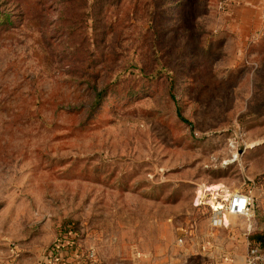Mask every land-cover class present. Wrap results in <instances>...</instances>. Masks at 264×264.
<instances>
[{"label": "rangeland", "instance_id": "obj_1", "mask_svg": "<svg viewBox=\"0 0 264 264\" xmlns=\"http://www.w3.org/2000/svg\"><path fill=\"white\" fill-rule=\"evenodd\" d=\"M0 18V264H46L61 234L70 263L170 264L233 192L264 222V0H0Z\"/></svg>", "mask_w": 264, "mask_h": 264}, {"label": "crops", "instance_id": "obj_2", "mask_svg": "<svg viewBox=\"0 0 264 264\" xmlns=\"http://www.w3.org/2000/svg\"><path fill=\"white\" fill-rule=\"evenodd\" d=\"M216 217H222L225 225L212 226L211 221ZM208 220L204 224L206 227L203 226L205 228L203 231L201 229L199 231L194 223L189 228L186 227L185 230H182L188 239L186 244L179 248L181 251L178 254L179 259L177 258L179 261L184 256L189 264H212L214 261H218L220 264H242L249 246L256 244L264 247V232H262L264 231V226H262L264 222L259 221L256 216L254 204L250 217L210 212ZM198 227H200V223ZM255 229L259 233L255 232ZM69 257L77 259L79 254L71 250V253L64 258V264L70 263L67 262ZM169 259L170 264H179L176 258L169 257ZM70 264H81V262L72 260Z\"/></svg>", "mask_w": 264, "mask_h": 264}, {"label": "built area", "instance_id": "obj_3", "mask_svg": "<svg viewBox=\"0 0 264 264\" xmlns=\"http://www.w3.org/2000/svg\"><path fill=\"white\" fill-rule=\"evenodd\" d=\"M254 199L252 195L243 192H233L226 197L217 198V195L212 196L208 202L210 212L212 213H225L235 216L250 217L253 212ZM211 225L218 227L225 225L222 217L213 218ZM178 242L182 243L181 238H178ZM72 249V248H71ZM71 249L68 250L70 254ZM48 251L49 261L46 264H64V258L67 255V250L62 251L56 247H50ZM66 254V255H65ZM92 255V252H89ZM63 255L65 257H63ZM212 264H220L218 261H214ZM242 264H264V247L253 244L249 246L247 252L243 257Z\"/></svg>", "mask_w": 264, "mask_h": 264}, {"label": "trees", "instance_id": "obj_4", "mask_svg": "<svg viewBox=\"0 0 264 264\" xmlns=\"http://www.w3.org/2000/svg\"><path fill=\"white\" fill-rule=\"evenodd\" d=\"M3 19L0 18V21H2ZM62 232L64 233H68L69 230H62ZM60 237L54 242V244L51 247H58V249L62 250V251H66L67 250V255H69L68 250L71 249L74 246V240L72 238H70V236H68V234H61L59 235ZM66 255V254H65ZM63 257H65L63 255Z\"/></svg>", "mask_w": 264, "mask_h": 264}]
</instances>
